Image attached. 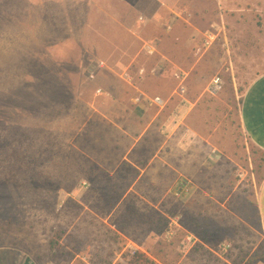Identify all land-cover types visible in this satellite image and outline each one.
Segmentation results:
<instances>
[{
  "label": "rangeland",
  "instance_id": "1",
  "mask_svg": "<svg viewBox=\"0 0 264 264\" xmlns=\"http://www.w3.org/2000/svg\"><path fill=\"white\" fill-rule=\"evenodd\" d=\"M165 1L183 18L187 74L168 101L180 116L164 142L172 175L151 186L107 152L111 129L90 104L99 60L122 40L112 23L150 22L155 6L0 0V247L36 264H129L135 250L152 264H264V151L239 121L246 86L264 72V0Z\"/></svg>",
  "mask_w": 264,
  "mask_h": 264
},
{
  "label": "crops",
  "instance_id": "2",
  "mask_svg": "<svg viewBox=\"0 0 264 264\" xmlns=\"http://www.w3.org/2000/svg\"><path fill=\"white\" fill-rule=\"evenodd\" d=\"M165 2L150 0L149 4L155 6L149 17L150 22L139 20L138 24L125 25L120 18L117 24L112 23L116 34L121 31L122 40L117 45L112 42L111 49L105 55L109 56L108 59L99 60L102 81L92 95L90 104L93 113L111 129L107 134V152L115 153L123 167L138 171L134 184L158 185L159 173L162 172L161 177L169 178L173 170L171 156L165 153L164 142L173 131V125H179L180 116L173 113L168 101L174 97L173 87L178 84L175 73H186L178 61L184 57L182 48L189 38L176 33L182 26L183 18H179L177 11ZM147 27L150 32H147ZM153 29L155 33H151ZM114 38L119 39L117 36ZM130 42L134 48L128 49ZM145 61H151V64L146 65ZM167 74L173 84L169 86V91L160 90L161 85L155 86L153 83L167 82ZM153 96L161 97L163 105L148 104L147 100ZM183 100L187 101L180 99L178 105L181 109L185 104ZM239 121L248 139L264 151V72L246 86L240 101ZM162 152L166 155L163 156ZM104 168L101 167L102 170ZM108 174L113 176L111 172ZM180 182L174 189L183 197L190 185L184 179ZM137 196L144 195L138 193ZM256 206L264 227V178L259 186ZM0 264L36 263L15 248L0 247Z\"/></svg>",
  "mask_w": 264,
  "mask_h": 264
},
{
  "label": "built area",
  "instance_id": "3",
  "mask_svg": "<svg viewBox=\"0 0 264 264\" xmlns=\"http://www.w3.org/2000/svg\"><path fill=\"white\" fill-rule=\"evenodd\" d=\"M212 35L210 34L207 39H205V43H209L212 39ZM175 78L178 80V86L177 91L179 93L185 92V85L183 84V80L185 78V75L183 72L175 73ZM214 86L219 88L220 87V80L218 78L213 80ZM148 104L150 105H156V106H162L163 105V99L159 96H153L147 100Z\"/></svg>",
  "mask_w": 264,
  "mask_h": 264
},
{
  "label": "trees",
  "instance_id": "4",
  "mask_svg": "<svg viewBox=\"0 0 264 264\" xmlns=\"http://www.w3.org/2000/svg\"><path fill=\"white\" fill-rule=\"evenodd\" d=\"M129 264H152V261L142 252L135 250L129 255Z\"/></svg>",
  "mask_w": 264,
  "mask_h": 264
}]
</instances>
